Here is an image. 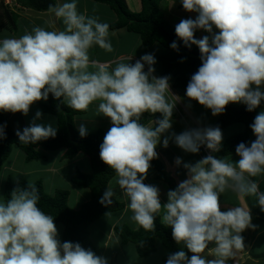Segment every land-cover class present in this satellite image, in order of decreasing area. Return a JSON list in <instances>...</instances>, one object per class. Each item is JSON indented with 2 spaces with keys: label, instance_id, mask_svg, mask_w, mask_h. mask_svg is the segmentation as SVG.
I'll list each match as a JSON object with an SVG mask.
<instances>
[{
  "label": "clouds",
  "instance_id": "obj_1",
  "mask_svg": "<svg viewBox=\"0 0 264 264\" xmlns=\"http://www.w3.org/2000/svg\"><path fill=\"white\" fill-rule=\"evenodd\" d=\"M6 1L0 3L9 11L13 0ZM181 3L185 11L197 15L182 19L175 33L185 46L196 45L201 53V65L191 76L186 96L210 109L213 116L222 114L229 103H243L247 111L255 110L264 102V0ZM48 11L62 18L64 30L35 26L18 39L0 40V111L26 116L35 102L47 101L49 94L63 98L76 111H86L93 102L102 101L97 111L110 118L112 126L99 156L114 170L116 183L130 200V219L151 231L155 214L163 208L161 222L171 227L174 241L193 254L189 258L185 251H178L169 255L166 264H227L245 247L241 233L256 226L248 207L221 211L219 197L231 189L241 201L255 197L264 211V192L251 179L264 174V111L250 125L256 139L236 146L237 162L210 154L194 164L184 163L188 178L168 191L162 207L159 188L143 181L150 162L158 158L155 149L161 134L172 127L175 104L166 97L170 77L154 75L153 54L141 56L134 64L118 63L109 71V65L89 58L94 45L106 52L114 50L107 23L78 13L75 0L49 5ZM48 27L54 29V24L49 21ZM198 29L209 35L196 39ZM170 47L179 50L175 41ZM89 67L97 70L89 71ZM146 112L161 113L163 118L148 127L140 123ZM42 115L38 110L28 127L16 131L19 142L35 144L55 138L57 128L52 123H36ZM78 130L82 138L87 135L84 124ZM173 137L185 152L198 153L205 145L211 153H219L223 134L219 127H206L173 133ZM168 144L165 138L163 146ZM175 163L180 166L182 161L177 157ZM114 195L109 187L99 202L109 207ZM38 201V190L29 182L26 188L13 189L7 202H0V264H108L78 242H61L53 217L38 207ZM210 243L215 245L209 252L214 259L202 255Z\"/></svg>",
  "mask_w": 264,
  "mask_h": 264
},
{
  "label": "trees",
  "instance_id": "obj_2",
  "mask_svg": "<svg viewBox=\"0 0 264 264\" xmlns=\"http://www.w3.org/2000/svg\"><path fill=\"white\" fill-rule=\"evenodd\" d=\"M17 2L23 7L37 12H49V5L57 6V0H17ZM97 2L105 4L117 15L118 19L112 25V30L126 29L130 33L139 35L146 51L151 50L156 44L166 48L169 53L161 59L162 77L169 76L173 78L174 89L186 90L191 76L201 65V53L198 46H185L183 41L177 37L175 25L166 19V15L161 8L164 0H141L142 9L138 13H134L129 9L126 0H97ZM179 8L183 9L181 0H179ZM4 11L9 23L16 27L18 15L9 12L6 8H4ZM194 14L197 15L196 13ZM194 36L197 39L196 33ZM174 41L178 45V51L170 47ZM62 101L63 98L58 100L52 94H49L47 101L41 104L40 107L43 113L56 119L58 129L55 138L50 137L35 144L19 142L16 136L17 130L12 128L5 113L0 111V127H3L6 137L0 139V174L14 146H17L25 154L28 162L44 160L47 158L48 153L59 150L65 151L64 158L66 160H73L81 153L87 155L91 162L92 173L85 174L82 171H76L71 178L75 186L90 191V200L78 210H74L69 206V191L58 190L54 195H49L46 193L42 182L38 181L31 184L37 188L39 193L38 207L45 214L53 217L55 225L64 226L62 242H78L83 248L86 250L90 249L99 256L96 246L90 240V226L103 218L106 213L123 211L126 208V204L114 196L112 198L113 203L109 207L99 202L105 190L109 188L110 182L116 177L114 170L104 164L99 156L100 145L103 142L105 132L99 130L95 133H87L82 138L75 127L74 120L76 116L82 115L83 111L73 110L67 106L66 101ZM261 104L264 105V102ZM258 113L260 112L257 109L251 112L247 111L246 105L229 103L225 111L219 114L215 127H219L223 131L232 125L243 124L245 130L241 134L228 138L222 144L221 151L214 155L217 157L238 156L235 148L239 143L250 144V142L254 141L256 137L250 125ZM159 116L161 119L163 118L161 113L159 115H151L146 112L142 114L140 123L147 126L153 120L159 119ZM173 117L175 116L172 115ZM150 165L157 171V179L167 183L170 186V190H174L177 187L174 181L167 176L165 167L159 159H153ZM28 184L29 182L25 179L18 181L9 179L5 185V202L10 198V193L13 189L17 186L26 188ZM161 221V217L157 213L155 214L154 230L149 231L142 227L135 230L123 224L117 225L114 232L124 245H135L140 258H147L155 253L158 240L163 243L167 250L165 262L170 254L181 250L185 251L190 258L193 254L187 249H182L181 244H177L174 241L172 230Z\"/></svg>",
  "mask_w": 264,
  "mask_h": 264
},
{
  "label": "crops",
  "instance_id": "obj_3",
  "mask_svg": "<svg viewBox=\"0 0 264 264\" xmlns=\"http://www.w3.org/2000/svg\"><path fill=\"white\" fill-rule=\"evenodd\" d=\"M126 1L128 3L129 9L132 12L138 13L141 11L142 9L141 0H134L136 2L135 9L131 7L128 0ZM167 1L168 0H164L165 3ZM65 2H72V1L71 0H68V1L58 0L57 5L63 4ZM82 3H83V9L80 11V14H85L86 16H90V17L91 16L98 17L99 22L107 23L109 25V40L111 41L113 49H114L112 52H106L105 50L99 48V46L94 45L91 49H89L90 60L97 61L99 64L109 65V71H111V69L115 68L118 63L134 64L137 60L140 59L141 56L145 54H153L156 59V63L153 65V67L155 68L154 75L157 77H162L161 59L162 57H164L165 55L169 53V51L166 48L162 46V48H164L162 49L163 51L162 50L158 51V49H155L157 48L156 45H158L156 44L151 50L146 51L142 45V41L139 35H134L128 32L126 29H119V30H112V28L110 29V26L112 25V23L114 24L117 20H114L113 22L109 21L108 15H107V13L110 10L109 7H107L103 3L97 2V0H82ZM16 6H17L16 7L17 9H14V8L11 9L13 13H16L18 15V19L16 21V27H14L13 25L9 23V19L7 18L4 12V15L6 16L7 21L0 22V29H1L0 30V40L6 39V38H17L18 39L22 35H24L26 32H31L32 28L35 26L44 27L46 30H49V31L51 30H61L62 31L65 29V25L63 24L62 18H56L54 13L37 12L29 8H25L20 4H17ZM177 8H179V3L177 4ZM77 10H79L78 6H77ZM186 15L187 16H184V17L186 18L190 17L189 14H186ZM1 17H2V14L0 15V20H2ZM106 17H107V21H106ZM49 21H51L54 24V29L48 27ZM158 46H161V45H158ZM156 64H158L159 67ZM96 70L97 69L95 68L89 67V71H96ZM145 71H147V65H145ZM171 82H172V87H173V83H174L173 78ZM179 91L184 92V93H177V96H176L181 105V109L175 105L173 109V115L175 117L173 118L171 117L172 127L167 132L162 134V136L160 137V142L157 144V147L155 149V151L158 154L157 159H159L161 163L164 165L167 176L170 177L177 186L180 182L188 178L187 169L183 167L184 163L194 164L197 161L201 160L202 158L210 154L214 155L215 153H211V151L208 150L205 145H202L200 147V150L198 153L193 154V153L185 152L183 149L178 147L176 143L174 142L173 133L176 135H179L186 130L206 128V127H215V124L219 118V115L213 116L211 111L210 113L212 116L210 118H206L205 115H203V111L201 109L197 110L198 115H194V112L196 110L193 107L196 106L195 103L197 101L189 99L186 96V93H185L186 90H179ZM166 97L168 101L170 102L169 99L171 98L168 92L166 93ZM101 102L102 101H99V100L93 102L86 111H83L82 115H78L75 117L74 123H75V127L77 130L79 129V126L81 124H84L87 129V133H95L99 130H103L106 134V132L110 129L112 125H111L110 118L103 116L97 111L98 105ZM42 103H44V100L38 101L36 105H38L39 108L41 109L40 106ZM206 110L209 111L208 108L204 109V111ZM4 113L6 117L8 118V120L10 121L12 128L14 130L22 131L25 127H28L31 124V123L30 124L28 123L27 116H25L22 113H19V112L17 113L4 112ZM150 114L159 115L160 113H155V114L150 113ZM141 119H142V116H141ZM39 123L40 124L52 123L58 129L56 119L51 115H47L43 113L42 118L39 120ZM147 126L154 127V124L151 122ZM228 128L223 130L222 134H225L226 132H228L226 130L235 129L238 132V134L243 133L245 130V127L243 124H235ZM165 138L169 139V144L167 148L163 146V140ZM226 140H222V144ZM14 147H17V146H14ZM14 147H13V150H12V153L9 159L6 161L3 167L2 173L0 174V202L1 201L5 202V199H4L5 185L7 181L11 179L10 176H8V172L9 173H19V174H20V170L25 172V165L30 163L26 160L25 154L20 149H19L20 150L19 152L14 151ZM55 153H57L58 155ZM15 154H17L16 157H15ZM64 154H65L64 150H59L56 152L49 153L47 158L44 159V162L48 165H46L47 169L43 171V175L41 173H35L34 171L37 170L36 168V170L33 169L31 171L32 177H34L33 180H29L28 177L25 176L26 174H20L19 178H17L16 181L20 179H25L32 184L40 181L43 183L44 189L46 191L48 184L52 188V185L55 186L58 181H63L64 179L65 180L69 179V181H71V178L76 171H82L85 174L92 173L91 162L87 155L81 153L73 160H66L64 158ZM177 157H179L182 161L180 166H177L175 163V160ZM223 158H226L233 163L239 160V157L236 155L225 156ZM58 159L61 160V162L64 164V166L62 165L61 167L62 169L57 168V166L55 165V162H56L55 160H58ZM20 161H23V162H20ZM157 177H158L157 171L154 170L152 167H150L147 173V177L143 182L145 184L155 185L159 188L160 190L159 199L163 207V205L167 203V200H168L167 193L170 190V186L167 183L158 180ZM116 179L117 177H115L110 182L109 187H111L114 190L115 192L114 197L118 199L119 201L124 202L126 204V208L120 212L110 213V215H113L116 217H112L113 219H110L112 223H110L107 229L106 227L100 225L102 224V222L103 223L106 222V215L90 226V240L96 246L98 250V255L101 257H104L108 261L109 264H113V261H116L115 264H117L118 250H120L124 254L123 248H128L129 250L130 246L131 245L133 246V244L124 245L117 238L114 232L115 227L117 225H121L119 224L121 222H124L123 224L128 225L135 230H137L140 227L139 225H137L134 221L130 219V217L132 216V212L128 208V204L130 203V200L127 196L123 194L122 190L119 188L118 184L116 183ZM251 179H254L255 181H257L259 184L260 191L264 192V174H261L257 177H252ZM58 190H59L58 188H54L53 193L55 194ZM77 191H78L77 195H78L79 204H77L74 210H78L84 203L90 200V191L88 189L78 188ZM54 194H49V195H54ZM70 197H71V193H70ZM219 203H220L221 211H226L230 208H234L237 206L248 207L250 209L251 216H252V224L256 226L254 229L249 228L241 233V235L244 238L245 247L244 249L238 251L234 258H230L227 261V264H264V211H261L256 201V198L255 197H245L244 200L241 201L235 192H233L231 189H226V191L220 195ZM158 214L160 215L161 220H162V216L164 214L163 208ZM107 222H108V219H107ZM167 227L170 230H172L170 226H167ZM61 234L63 235V229H62ZM58 236L60 237L59 239H61V235H58ZM96 243L101 245L99 247L100 250L98 249V246H97L98 244ZM214 246H215L214 243H210L209 249H206L205 253H203L202 255L207 256V259H214L213 256L209 255V252L211 251V249L214 248ZM181 247L182 249H187L186 246L183 245L182 243H181ZM133 248L134 249H131V252L135 253L136 257L139 260L138 262L139 263L142 262L141 264H166L165 257L167 255V252L165 251V253L159 256L156 253L157 244H156V252L151 254L147 258H140L137 254L136 246ZM134 261H137V260H134ZM126 264H131V263L128 261L126 262Z\"/></svg>",
  "mask_w": 264,
  "mask_h": 264
},
{
  "label": "rangeland",
  "instance_id": "obj_4",
  "mask_svg": "<svg viewBox=\"0 0 264 264\" xmlns=\"http://www.w3.org/2000/svg\"><path fill=\"white\" fill-rule=\"evenodd\" d=\"M12 1V0H11ZM58 1V0H57ZM68 1V0H67ZM72 2H73V0H71ZM127 2V1H126ZM128 2L130 3V5H131V7L133 8V9H135L136 8V2L134 1V0H128ZM75 3L77 4V6L79 7V10H77L78 11V13H80V11L83 9V3H82V0H75ZM179 3V0H168L166 3L165 2H163L162 3V10L164 11V13H165V15H166V19L170 22V23H172V24H174V25H177L182 19H188V18H192V19H195V14L194 13H189V12H187V11H185L184 9H179V8H177V4ZM12 6H13V8L14 9H17L16 8V2H14V0H13V3L11 4ZM170 5H171V7H170ZM108 7V6H107ZM3 8H5V6H4V4H2V3H0V15L2 14V17H1V19L2 20H0V22L1 21H7V18L5 17V15H4V9ZM86 8V7H85ZM11 7H9V11L11 12ZM183 10V11H182ZM23 14H25V13H23ZM186 14H189L190 15V17H188V18H186V17H184V16H187ZM3 15H4V17H3ZM107 15H108V19H109V21H111V22H113L114 20H117L118 19V17H117V15L115 14V12L114 11H112L111 9L109 10V12L107 13ZM106 21H107V17H106ZM112 25H113V23H112ZM112 25L110 26V29H111V27H112ZM1 30V29H0ZM196 35H197V39H200V38H202L203 36H205V35H209L207 32H205V31H203V30H196ZM132 34H134V35H137V34H135V33H132ZM159 45V44H158ZM158 45H156L157 46V48H155V49H158V51H161L162 49H164V48H162V46H158ZM163 51V50H162ZM158 67H159V65L158 64H156ZM171 80H172V78H170V80H169V84H170V89H169V95H170V98L171 99H169L170 100V103H173V104H175L177 107H179L180 109H181V105H180V103H179V100L177 99V93H184V92H180L179 90H174L173 89V87H172V82H171ZM186 93V92H185ZM38 102V101H37ZM37 102H35L31 107H30V110H29V113L26 115L27 116V121H28V123L30 124V123H32L33 122V120H34V118H35V113L39 110V111H41V109L39 108V106L38 105H36L37 104ZM235 104H241V105H244L243 103H235ZM195 105L197 106H194L193 108L196 110L195 112H194V115H198L197 114V110H202L203 111V115H205V117L206 118H210L212 115H211V113H210V109H209V111L208 110H206V111H204V109L206 108L205 106H203V105H200L199 104V102H196L195 103ZM259 112H261V111H264V105H260L259 107H257L256 108ZM42 112V111H41ZM43 113V112H42ZM40 120V119H39ZM39 120H36V123H39ZM75 124V123H74ZM237 126H239V125H237ZM229 129V128H228ZM226 131H228V132H226L225 134H223V139L222 140H226V139H228V138H230V137H232V136H235L236 134H238V132L234 129V130H226ZM237 132V133H236ZM14 151H20L19 150V148H17V147H14ZM17 152V153H18ZM58 153V152H57ZM57 153H55V154H57ZM49 155V153L47 154V156ZM58 155V154H57ZM17 156V154H15V157ZM56 162H55V165L57 166V168H59V169H62L61 167H62V165L64 166V164L61 162V160H55ZM20 162H23V161H20ZM50 163H51V161H50ZM46 165H48V164H46L45 162H44V160H40V161H36V162H30V163H28V164H26L25 165V172L24 171H21L20 170V174H26L25 176H27L28 177V179L29 180H33L34 179V177H32V170L34 169V170H36V168H37V170L36 171H34L35 173H41L42 175H43V171L45 170V169H47L46 168ZM21 169H23V168H21ZM28 172H30V173H28ZM62 172V171H61ZM59 173H60V171H59ZM20 174L19 173H9L8 172V176H10V178H11V180H13V181H16L17 180V178H19V176H20ZM45 176V175H44ZM2 177V176H1ZM67 178V177H66ZM68 179V178H67ZM58 181V180H57ZM46 184H47V182H46ZM56 186V187H55ZM55 186H53L52 185V188L49 186V184H48V186H47V189H46V191H47V193H49V194H54L53 193V191H54V188H58L59 190H67V191H69L70 193H71V197H70V199H69V206L72 208V209H75L76 208V206H77V204H79V201H78V187L77 186H75L71 181H69V179L68 180H63V181H58L57 182V184L55 185ZM2 199V198H1ZM2 202V201H1ZM112 217H116V216H113V215H106V222L105 223H103L102 222V224H100V225H102V226H104V227H106V229H107V227L110 225V223H112V221L110 220V219H113ZM107 219H108V222H107ZM102 221V220H101ZM124 222H121V223H119V224H123ZM57 227V231H58V235H61V239H59L60 237L58 236V239L62 242V234H61V232H62V229H63V231H64V226L63 225H57L56 226ZM118 238V237H117ZM119 239V238H118ZM96 244H98V243H96ZM156 244H157V254L160 256L161 254H163V253H165V251L167 252V250H166V248L164 247V245H163V243L160 241V240H158L157 242H156ZM114 245V244H113ZM98 246V249L100 250V246L101 245H97ZM133 247H135L134 245L132 246H130V249L128 250V248H123L124 249V254L120 251V250H118V252H117V255H118V258H117V264H126V262H130L131 264H141L142 262H138L139 260H138V258L136 257V255H135V253L133 252H131V249H134ZM113 249V248H112ZM125 251H126V253H125ZM123 255V256H122ZM154 259H156V258H154ZM134 260H137V261H134ZM159 262V261H158ZM116 263V261H113V264H115ZM166 263V262H165ZM109 264V263H108Z\"/></svg>",
  "mask_w": 264,
  "mask_h": 264
},
{
  "label": "built area",
  "instance_id": "obj_5",
  "mask_svg": "<svg viewBox=\"0 0 264 264\" xmlns=\"http://www.w3.org/2000/svg\"><path fill=\"white\" fill-rule=\"evenodd\" d=\"M8 3H11V1H10V0H7V1H6V4H8Z\"/></svg>",
  "mask_w": 264,
  "mask_h": 264
},
{
  "label": "water",
  "instance_id": "obj_6",
  "mask_svg": "<svg viewBox=\"0 0 264 264\" xmlns=\"http://www.w3.org/2000/svg\"><path fill=\"white\" fill-rule=\"evenodd\" d=\"M159 119H161V117L159 116Z\"/></svg>",
  "mask_w": 264,
  "mask_h": 264
}]
</instances>
